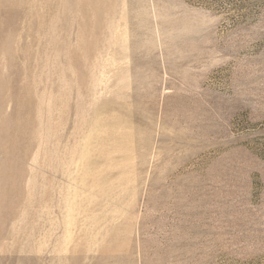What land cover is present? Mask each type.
<instances>
[{
    "label": "rangeland",
    "instance_id": "374dc122",
    "mask_svg": "<svg viewBox=\"0 0 264 264\" xmlns=\"http://www.w3.org/2000/svg\"><path fill=\"white\" fill-rule=\"evenodd\" d=\"M0 264H264V0H0Z\"/></svg>",
    "mask_w": 264,
    "mask_h": 264
}]
</instances>
